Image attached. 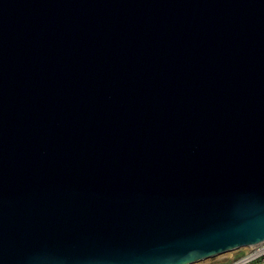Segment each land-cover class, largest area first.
<instances>
[{
  "label": "water",
  "instance_id": "obj_1",
  "mask_svg": "<svg viewBox=\"0 0 264 264\" xmlns=\"http://www.w3.org/2000/svg\"><path fill=\"white\" fill-rule=\"evenodd\" d=\"M263 240L264 0H0V264Z\"/></svg>",
  "mask_w": 264,
  "mask_h": 264
},
{
  "label": "built area",
  "instance_id": "obj_2",
  "mask_svg": "<svg viewBox=\"0 0 264 264\" xmlns=\"http://www.w3.org/2000/svg\"><path fill=\"white\" fill-rule=\"evenodd\" d=\"M222 264H264V240L250 246L246 251Z\"/></svg>",
  "mask_w": 264,
  "mask_h": 264
},
{
  "label": "rangeland",
  "instance_id": "obj_3",
  "mask_svg": "<svg viewBox=\"0 0 264 264\" xmlns=\"http://www.w3.org/2000/svg\"><path fill=\"white\" fill-rule=\"evenodd\" d=\"M230 255L232 256V255H233V253H232V252H230ZM213 264H216V262H213Z\"/></svg>",
  "mask_w": 264,
  "mask_h": 264
}]
</instances>
